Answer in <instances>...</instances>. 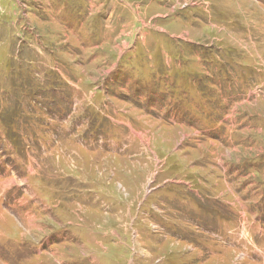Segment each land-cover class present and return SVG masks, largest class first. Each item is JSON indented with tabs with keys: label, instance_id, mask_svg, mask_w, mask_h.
<instances>
[{
	"label": "rangeland",
	"instance_id": "374dc122",
	"mask_svg": "<svg viewBox=\"0 0 264 264\" xmlns=\"http://www.w3.org/2000/svg\"><path fill=\"white\" fill-rule=\"evenodd\" d=\"M0 264H264V0H0Z\"/></svg>",
	"mask_w": 264,
	"mask_h": 264
}]
</instances>
